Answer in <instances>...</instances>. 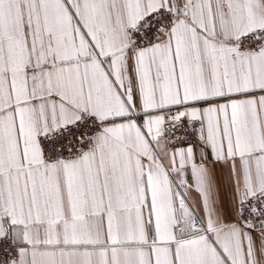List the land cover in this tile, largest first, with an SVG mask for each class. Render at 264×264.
<instances>
[{
  "label": "snow or ice",
  "instance_id": "1",
  "mask_svg": "<svg viewBox=\"0 0 264 264\" xmlns=\"http://www.w3.org/2000/svg\"><path fill=\"white\" fill-rule=\"evenodd\" d=\"M0 264H264V0H0Z\"/></svg>",
  "mask_w": 264,
  "mask_h": 264
}]
</instances>
